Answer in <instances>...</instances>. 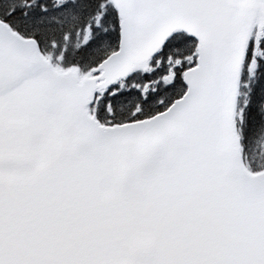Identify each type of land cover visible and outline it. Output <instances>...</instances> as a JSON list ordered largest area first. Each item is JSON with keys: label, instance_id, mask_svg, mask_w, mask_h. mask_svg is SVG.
<instances>
[{"label": "snow or ice", "instance_id": "1", "mask_svg": "<svg viewBox=\"0 0 264 264\" xmlns=\"http://www.w3.org/2000/svg\"><path fill=\"white\" fill-rule=\"evenodd\" d=\"M0 264H264V0H0Z\"/></svg>", "mask_w": 264, "mask_h": 264}]
</instances>
